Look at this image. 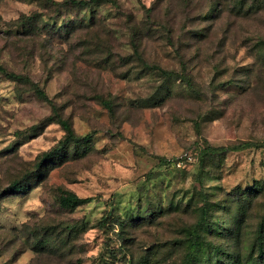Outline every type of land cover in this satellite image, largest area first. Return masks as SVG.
<instances>
[{"label": "rangeland", "instance_id": "374dc122", "mask_svg": "<svg viewBox=\"0 0 264 264\" xmlns=\"http://www.w3.org/2000/svg\"><path fill=\"white\" fill-rule=\"evenodd\" d=\"M87 2L0 0V264H264V0Z\"/></svg>", "mask_w": 264, "mask_h": 264}, {"label": "trees", "instance_id": "16d2710c", "mask_svg": "<svg viewBox=\"0 0 264 264\" xmlns=\"http://www.w3.org/2000/svg\"><path fill=\"white\" fill-rule=\"evenodd\" d=\"M92 1L99 4V3H102L104 0H92ZM71 3L77 4V5H86L88 2H87V0H71ZM218 11H217V9H215L213 12L214 13L216 12V14H217ZM0 69L4 70L1 66H0ZM162 73L165 75H171L173 72L163 70ZM9 75L14 79L24 80L23 75H18L15 73H9ZM183 79H185V82H187L188 84H192L190 77L187 76V74H183ZM40 94L45 99L49 100V98L47 97V95L43 91H40ZM104 103L106 104V101ZM54 108L56 110V107H54ZM57 119H58L59 123H61V125L63 126V128L66 132L65 137L63 140H61L59 142V144L55 148H53L49 152H46L43 155L42 161L39 163V165L40 164L42 165L43 161H46V160L53 162L55 159L63 158L64 156L68 155V149H69L71 144H75V143L80 144L83 141H88L91 138V134L85 135L83 137L77 136L74 128L66 119L62 118L59 115H58ZM253 147H264V141L263 142L244 141V142H240V143H236V144H231V145H227V146H218V147L206 146L202 149L201 157L203 160L204 157L209 156V155L221 154V153L230 152V151H242V150H245L248 148H253ZM169 163H171V161L168 160L167 158H165V157L160 158V164L167 165ZM26 190H27V185L20 183L18 181L13 182L10 186H8L5 189V191L8 193L23 192ZM92 200H93V197H80L73 192H67L65 195L60 197V204L66 208H76V207H79L81 205L87 204V203L91 202ZM206 212H207V209L203 208V214ZM196 228H197L196 225H194L192 227V233L193 234H195ZM196 250H197V244H196V242H194V243H192L190 251H189L190 257H189V261L187 262V264H192V256L195 255Z\"/></svg>", "mask_w": 264, "mask_h": 264}]
</instances>
